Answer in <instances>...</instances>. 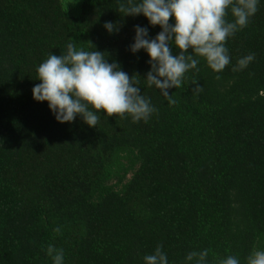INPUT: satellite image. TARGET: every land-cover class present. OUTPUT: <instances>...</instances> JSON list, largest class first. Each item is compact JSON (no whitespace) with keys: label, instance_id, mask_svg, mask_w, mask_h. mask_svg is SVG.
I'll return each mask as SVG.
<instances>
[{"label":"trees","instance_id":"1","mask_svg":"<svg viewBox=\"0 0 264 264\" xmlns=\"http://www.w3.org/2000/svg\"><path fill=\"white\" fill-rule=\"evenodd\" d=\"M118 7L0 0V264H52L50 244L65 264H143L160 244L170 264L205 249L209 264L229 255L244 264L264 250V0L227 41L230 65L215 73L201 58L170 90L174 104L144 82L150 57L129 51L136 25L152 38L160 27ZM109 21L118 33L106 31ZM69 42L139 75L157 113L147 123L106 113L96 128L79 117L58 123L32 89L37 67ZM251 53L255 61L233 72Z\"/></svg>","mask_w":264,"mask_h":264},{"label":"clouds","instance_id":"2","mask_svg":"<svg viewBox=\"0 0 264 264\" xmlns=\"http://www.w3.org/2000/svg\"><path fill=\"white\" fill-rule=\"evenodd\" d=\"M123 17L143 16L151 27L161 31L152 38L149 28L136 25L134 41L129 51H141L149 57L150 70L144 82L155 87L160 95L174 104L171 89L182 87L187 73L198 71L202 58L215 73H222L231 63L227 41L248 26L259 10L261 0H117ZM231 13L233 19L226 17ZM170 20L173 21L170 23ZM104 28L111 35L120 27L109 21ZM178 50L173 54L172 48ZM254 53L240 58L233 72L246 70L255 61ZM40 83L33 89L36 102H47L56 121L71 124L77 117L90 128H96L100 113L107 117L131 118L133 123L145 122L157 113L151 99L141 93L140 81L122 70L121 65L97 50L77 49L69 42L66 51L57 56L51 53L36 69ZM219 79V76L217 77ZM193 93L202 92L193 81ZM55 231L59 233L60 228ZM46 255L52 264H65L63 248L48 245ZM209 250L191 251L184 264H209ZM143 264H170L163 244L153 253L143 256ZM218 264H241L237 256L219 259ZM244 264H264V250H253Z\"/></svg>","mask_w":264,"mask_h":264}]
</instances>
